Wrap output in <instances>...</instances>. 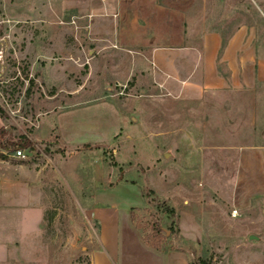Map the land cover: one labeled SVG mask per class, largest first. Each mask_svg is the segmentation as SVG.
Returning a JSON list of instances; mask_svg holds the SVG:
<instances>
[{
	"label": "rangeland",
	"instance_id": "rangeland-1",
	"mask_svg": "<svg viewBox=\"0 0 264 264\" xmlns=\"http://www.w3.org/2000/svg\"><path fill=\"white\" fill-rule=\"evenodd\" d=\"M119 1L0 0V264H91L97 177L137 184L136 221L189 264H264V197L233 204L235 154L201 147L198 107L154 88L130 41L146 31L141 10ZM139 1L185 10L198 37L243 23L264 33V0Z\"/></svg>",
	"mask_w": 264,
	"mask_h": 264
},
{
	"label": "crops",
	"instance_id": "crops-1",
	"mask_svg": "<svg viewBox=\"0 0 264 264\" xmlns=\"http://www.w3.org/2000/svg\"><path fill=\"white\" fill-rule=\"evenodd\" d=\"M115 9L141 10L138 26L146 31L130 38L134 58L148 61L154 88L198 107L201 147L235 154L233 204L247 207L264 197V33L243 23L228 33L203 30L198 37L185 10L165 2L120 0ZM121 50L128 48L122 44ZM97 106L105 112V104ZM100 180L88 210L99 223L91 264H189L183 251L164 253L144 242L131 213L143 202L137 184L102 187ZM132 190L140 194L139 204L124 201Z\"/></svg>",
	"mask_w": 264,
	"mask_h": 264
},
{
	"label": "trees",
	"instance_id": "trees-1",
	"mask_svg": "<svg viewBox=\"0 0 264 264\" xmlns=\"http://www.w3.org/2000/svg\"><path fill=\"white\" fill-rule=\"evenodd\" d=\"M22 138H23V142L19 143L18 148H24L29 144L28 138L25 135H23ZM0 158L7 159L8 157L4 153L0 152ZM163 204L165 203L163 202ZM135 210H136L135 208H132L131 211L132 221L135 227L139 230L144 242L160 252L165 253L169 249L174 250V247L172 245L168 247L167 236L164 233H162V231L159 229L157 225H152L150 229L147 230L145 225H142L141 223H138L136 221ZM165 210L170 214L171 217L175 216L176 214L175 208L169 204H165ZM170 231L173 232V229L171 227H170Z\"/></svg>",
	"mask_w": 264,
	"mask_h": 264
},
{
	"label": "built area",
	"instance_id": "built-area-1",
	"mask_svg": "<svg viewBox=\"0 0 264 264\" xmlns=\"http://www.w3.org/2000/svg\"><path fill=\"white\" fill-rule=\"evenodd\" d=\"M15 156L19 157V158H22V159H26L27 158V155L25 153V151L21 148H18L16 151H15ZM237 214V210L234 209L232 211V215L235 216Z\"/></svg>",
	"mask_w": 264,
	"mask_h": 264
},
{
	"label": "water",
	"instance_id": "water-1",
	"mask_svg": "<svg viewBox=\"0 0 264 264\" xmlns=\"http://www.w3.org/2000/svg\"><path fill=\"white\" fill-rule=\"evenodd\" d=\"M253 238V237H252Z\"/></svg>",
	"mask_w": 264,
	"mask_h": 264
}]
</instances>
